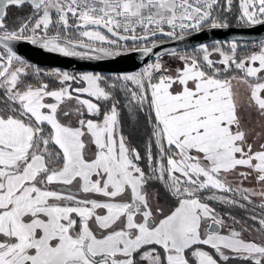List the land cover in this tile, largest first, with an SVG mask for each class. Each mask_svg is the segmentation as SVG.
<instances>
[{"label": "snow or ice", "instance_id": "1", "mask_svg": "<svg viewBox=\"0 0 264 264\" xmlns=\"http://www.w3.org/2000/svg\"><path fill=\"white\" fill-rule=\"evenodd\" d=\"M238 7L239 25H264V0ZM220 9L0 0V264H264V41L171 49L174 70L154 52L164 38L228 28ZM19 42L88 60L131 42L156 59L112 80L41 73ZM141 113L143 153L123 131ZM209 202L246 215L226 219Z\"/></svg>", "mask_w": 264, "mask_h": 264}, {"label": "water", "instance_id": "2", "mask_svg": "<svg viewBox=\"0 0 264 264\" xmlns=\"http://www.w3.org/2000/svg\"><path fill=\"white\" fill-rule=\"evenodd\" d=\"M232 41H238L241 44L260 43L264 41V25L221 29L205 27L199 33H190L183 40H167V38H164V43L154 49V52L165 53L163 55L165 57L168 56L166 53L171 49H176L182 53L196 49L201 45H212L217 42L227 44ZM129 45H131V42H129ZM13 50L31 66L103 76L134 74L156 59L155 55L145 57L139 51L133 49L119 51L120 55L101 60L64 57L54 52H47L27 42L14 43Z\"/></svg>", "mask_w": 264, "mask_h": 264}, {"label": "trees", "instance_id": "3", "mask_svg": "<svg viewBox=\"0 0 264 264\" xmlns=\"http://www.w3.org/2000/svg\"><path fill=\"white\" fill-rule=\"evenodd\" d=\"M226 2H227V0H220L221 9L219 10L218 15L220 16L221 19H224V20L226 18H228V22L227 23L229 24V27H236V26H238V23H237V14H238V11H239L238 0H233L232 10L231 11H226V7H225V3ZM27 11H28V9L26 8V12ZM21 12H23V10H21ZM26 12H24V13H19V12L15 13L14 11H12L11 12L12 16L9 17L10 18V24L12 23L14 17L22 16ZM251 45L255 46V43L254 44L253 43H249V44L245 45V47L247 48L248 51H252L253 50L251 48ZM254 50H256V49L254 48ZM186 52H189V51H186ZM44 70H46V69H44ZM121 107H123V106L121 105ZM124 114H126V109L122 111V115H124ZM133 123H135V121H133ZM130 124L131 123H128V122H126L124 124V127H123L124 134L128 137L129 143L131 144V146L136 147L137 149H139L141 151V153H143L144 144H145V141L147 139L146 124L144 122L143 113L140 114L139 123L136 124L135 129ZM153 191H157V189L154 188ZM158 195H159V192H158ZM162 201H163V203H161V204H165V199L162 200ZM213 206L216 209H219L220 213L226 214V212L224 211L225 207H219L216 204L213 205ZM233 215L236 216L237 218L243 217V215H242V213L240 212L239 209L236 212L234 211Z\"/></svg>", "mask_w": 264, "mask_h": 264}, {"label": "rangeland", "instance_id": "4", "mask_svg": "<svg viewBox=\"0 0 264 264\" xmlns=\"http://www.w3.org/2000/svg\"><path fill=\"white\" fill-rule=\"evenodd\" d=\"M225 7L227 8V2L225 3ZM227 11V10H226ZM225 21L226 22H228V18H226L225 19ZM215 44H217V43H215ZM215 44H212V45H208V47L209 48H212ZM228 44V43H227ZM227 44H224L225 46H227ZM245 45H247V44H242V46H245ZM258 47V45L257 44H255V46L254 45H251V48L254 50V48L256 49ZM194 50V49H193ZM192 50V51H193ZM118 51H120V49L118 50ZM192 51H189V52H192ZM184 52H182L181 54H183ZM57 54H59V53H57ZM213 58H215V57H213ZM163 61H164V64H165V67H168V68H170V69H172V70H174V69H176V68H178V67H180L181 66V62L179 61V60H177V59H175L174 57H172L171 55H168V56H165V57H163ZM144 68V67H143ZM143 68L140 70V71H142L143 70ZM53 71V70H52ZM52 71H50V72H52ZM55 71L56 72H58L59 70H57V69H55ZM61 72V71H60ZM47 73V72H46ZM137 73V72H136ZM70 74H72V75H76V76H79V75H83V74H90V73H70ZM135 74V73H134ZM126 75H131V74H126ZM102 77H105V78H107L108 80H112V79H114L115 77H117V76H122V75H117V76H103V75H101ZM120 99L121 100H123V95L121 94L120 95ZM144 115V114H143ZM135 123H133V122H131V126H133ZM156 199L159 201V203H163V201L162 200H164V194H163V192H162V190H160L159 191V195L156 197ZM210 204H212V206L213 205H217V206H219V207H225V206H223V205H220V204H217V203H215V202H209ZM214 207V206H213ZM218 212H219V209H216ZM220 213V212H219ZM228 213H230V212H227L226 214H224V213H221L222 215H224L225 216V218L227 219V216H228Z\"/></svg>", "mask_w": 264, "mask_h": 264}, {"label": "flooded vegetation", "instance_id": "5", "mask_svg": "<svg viewBox=\"0 0 264 264\" xmlns=\"http://www.w3.org/2000/svg\"><path fill=\"white\" fill-rule=\"evenodd\" d=\"M12 11H14L15 13H17V12H19V13H24V12H26V8L23 9V12H21V10H12ZM12 11H11V12H12ZM11 12L9 13V17L12 16V15H11V14H12ZM9 23H10V18H9ZM238 26H241V25L238 24ZM236 27H237V26H236ZM253 44H254V43H253ZM255 44L258 45L259 43H255ZM256 50H258V47L256 48ZM27 64H28V63H27ZM28 65H29V64H28ZM30 66H31V65H30ZM31 67L34 68V69H35V68L40 69L41 73L50 72V71H52V70H53L52 72H56L55 69H50V68H39V67H35V66H31ZM44 69H46V70H44ZM47 69H48V70H47ZM57 70H58V69H57ZM60 71H61V70H59L58 72H60ZM61 72H65V71H61ZM68 73L70 74V73H77V72H68ZM81 74H82V73H81ZM45 79H48V77H45ZM237 210H238V209H233V208L225 207V210H224V211H225L226 213H227V212H230V213L233 215V212H234V211L236 212ZM239 210H240V212L242 213L243 216L246 215V213H244L243 210H241V209H239Z\"/></svg>", "mask_w": 264, "mask_h": 264}, {"label": "built area", "instance_id": "6", "mask_svg": "<svg viewBox=\"0 0 264 264\" xmlns=\"http://www.w3.org/2000/svg\"><path fill=\"white\" fill-rule=\"evenodd\" d=\"M127 49H132L131 45H129V46L126 47V48H122V49H120V51H124V50H127Z\"/></svg>", "mask_w": 264, "mask_h": 264}, {"label": "crops", "instance_id": "7", "mask_svg": "<svg viewBox=\"0 0 264 264\" xmlns=\"http://www.w3.org/2000/svg\"><path fill=\"white\" fill-rule=\"evenodd\" d=\"M259 44H260V43H259ZM259 44H258V45H259Z\"/></svg>", "mask_w": 264, "mask_h": 264}]
</instances>
